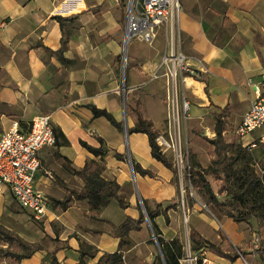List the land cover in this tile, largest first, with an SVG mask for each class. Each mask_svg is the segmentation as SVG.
I'll use <instances>...</instances> for the list:
<instances>
[{"label": "crops", "instance_id": "0c3cea01", "mask_svg": "<svg viewBox=\"0 0 264 264\" xmlns=\"http://www.w3.org/2000/svg\"><path fill=\"white\" fill-rule=\"evenodd\" d=\"M57 15L63 18L61 23ZM123 24L124 9L118 0H0V133L13 122L26 129L37 114L49 115L62 133L54 145L39 151L34 185L49 201L42 220L23 212L7 187L0 190V223L43 247L18 264H48L49 252H55L57 264H74L80 241L97 247L96 264L103 251L117 250L113 225L127 215L138 216L137 198L147 200L151 208L160 202L164 208L174 203L166 210L168 226L174 229L179 219L173 171L152 157L146 133L127 132L134 125L130 108L136 105L156 130L164 125L165 78L145 81L157 70L160 55L131 44L122 85ZM177 26L180 48L197 77L185 78L190 119H202L224 106L235 108L241 119L255 97L248 80L258 81L264 71V0H180ZM62 39L66 40L63 60L54 53ZM88 105L107 110L122 128L105 117H93ZM99 138L108 148L103 176L115 179L122 190L137 181V196L130 192L123 199L124 208L110 201L97 211V218L90 215L84 199L73 200L62 210L52 200L63 198L62 184L75 190L83 187L74 170L99 157L82 142L98 147ZM128 156L155 176L133 172L130 177ZM185 215L189 229L227 252L244 244L248 235L244 224L225 216L218 219L226 225H217L212 220L216 217L195 202L187 204ZM162 217H155L158 226ZM171 231L169 236L175 234ZM246 251L233 260L204 249L191 254L205 256L202 264H264L251 248Z\"/></svg>", "mask_w": 264, "mask_h": 264}, {"label": "trees", "instance_id": "16d2710c", "mask_svg": "<svg viewBox=\"0 0 264 264\" xmlns=\"http://www.w3.org/2000/svg\"><path fill=\"white\" fill-rule=\"evenodd\" d=\"M124 1L118 0L122 7ZM56 18L61 23L63 18L59 15ZM65 43L66 40L62 39L60 48L54 51L60 59H62V51L66 47ZM88 107L92 111L93 117H105L115 127L122 128V123L116 121L107 110L97 108L94 105H88ZM130 109L134 116V125L127 128V132L146 133L152 157L174 171L173 162L161 151L156 142L158 133L153 124L142 116L137 105ZM227 115L228 112L225 107L214 114V135L206 138L210 146L207 165L201 166L199 162L193 161L187 164L185 176L191 188L188 192L191 191L196 200L203 203L213 214L217 213L219 216L231 218L236 222L249 223L254 220L257 229H263L264 234V164L261 163V166H258L261 168L262 173H257L252 163L255 160L250 161L251 158L248 156L247 148H250V146H243L239 140H225L223 136L225 130L223 118ZM53 130L57 141L59 134L62 135V133L58 127L53 126ZM98 140L100 143L98 147L82 142V145L89 152L99 157L98 160L90 159L86 161L82 168L74 170V173L82 178L83 187L80 190H75L61 183L65 190L63 198L52 200L62 210H65L73 200L84 199L90 209V215L97 218V211L111 200H115L122 208L127 206L126 202L120 197L121 186L115 179H108L103 176L105 170L103 157L108 148L104 146L102 138ZM257 145L264 147L259 142L255 146ZM114 155L123 158L122 154L117 152H114ZM131 166L134 173L150 177L155 176L151 170L141 167L134 160H131ZM208 176L220 182L217 190L212 187ZM173 181L174 178H172ZM188 200L189 205L194 202L190 196ZM141 201L158 248V252L154 254V261L157 264H182L181 259L184 258L183 242L178 236L171 238L162 236L155 223V217L160 214H164L167 220L166 210L174 208L175 204L168 205L166 209V207H162L160 202L155 204L154 208H151L147 200L141 199ZM144 219L143 212L139 211L137 217L127 215L120 223L113 225L112 234L118 238V248L112 252L103 251L98 256L96 264H125L122 246L128 243L127 235L130 231H137L142 228ZM188 238L190 249L194 251L204 249L229 260L244 254L240 247H234L230 252L224 251L215 243L202 237L193 228L188 230ZM263 243L264 240L260 242L259 246ZM41 249L43 247L39 243L27 241L0 223V264H18ZM260 249L259 256L264 262V248ZM97 253L96 246L80 241L77 248V260L74 264H88L87 259L95 257ZM48 256V264L58 263L55 252H49Z\"/></svg>", "mask_w": 264, "mask_h": 264}, {"label": "rangeland", "instance_id": "374dc122", "mask_svg": "<svg viewBox=\"0 0 264 264\" xmlns=\"http://www.w3.org/2000/svg\"><path fill=\"white\" fill-rule=\"evenodd\" d=\"M125 5V1H124ZM123 5V9H124ZM164 27H159L158 34L156 35L155 39L151 43H145L143 41H140L138 39H131L128 42H124L122 44V57L120 59V67H121V79H122V85H125V77L126 72L129 65V47L131 44L135 43L139 50L146 51L153 49L154 52L159 53L160 55V64L156 71H154L151 75L147 77V82L153 81L157 79L160 76H163L165 78V87H164V96H163V104L166 108V115L164 120V125L162 129L157 130V137L162 136L169 145H160L161 151L169 158L174 164V184L177 187V197L176 202L178 205V208L176 210L179 211V219L175 221V227L172 229V225L170 227L168 226L169 222L166 221V218H161V223L158 226L161 235L165 238H171L173 236H178L179 239L183 242V248H184V258L181 259V263H184V260L188 256V254H191L190 249V241L188 238V230H189V223L187 220V216L185 215L186 207L188 204L189 196L197 203V205L202 210H209L207 207H202L199 203L200 201L196 200L192 192H188L191 188L189 186V183L187 181V178L185 176V170L187 167V164L190 162H199L201 166H206L209 160V149L210 146L207 142L208 137H212L214 135L213 133V126H214V114L217 111L212 112L211 114H208L207 116L203 117L202 119L196 118V119H190L189 112H191L190 102L186 96L185 88H186V82L185 78L192 77L196 79V71L193 69L194 74H191L190 72H184L181 74L177 70V75H173L171 71L173 70L171 68L170 61H168V56L170 55L172 44L171 40L169 38V33L164 32ZM175 50L178 52L181 50L179 40H176L175 44ZM182 51V50H181ZM183 53V52H182ZM166 61V62H164ZM187 62V60H186ZM188 67L192 69V67L187 63ZM163 69V72H160L159 70ZM177 68H174V70ZM184 76V78L182 77ZM249 84V83H248ZM183 101H187L189 104V108L187 110V114L184 115L182 106ZM173 105H177L179 107V119L180 124L179 128H173L172 127V109ZM225 107V106H224ZM228 115L223 118L224 124H225V130L223 132V136L225 140H239L235 133V128L239 122L240 117L237 116V114H234L235 108L226 106ZM222 109V108H220ZM219 109V110H220ZM218 110V111H219ZM242 117V116H241ZM241 143V142H240ZM127 146V144H126ZM248 156L251 158V160H255L253 163L254 168L256 169V172L261 174V168L258 166H261V163L264 164V147L263 146H254L247 148ZM128 167L130 171V177L132 175L131 173V160L128 156L127 158ZM209 181L214 188V190H217L220 182L213 179L212 177L208 176ZM138 182L135 181L131 183L128 190H122L120 191V197L122 199H125L128 194L131 192L134 196H137L136 189H138L137 186ZM139 201L137 206L139 208V211L142 212V201L141 198H137ZM116 204L115 200H111V203ZM141 203V204H140ZM165 205V203H164ZM163 205V206H164ZM143 206V205H142ZM166 209L168 208V204L165 205ZM164 208V207H163ZM22 209V208H21ZM169 209V208H168ZM23 212H25L27 215H29L30 218L32 216L24 209H22ZM209 212L214 215L215 217H221L219 215L213 214L210 210ZM163 216V215H162ZM160 218V217H159ZM213 221L217 225L223 226L225 222L219 221L218 218L212 217ZM33 219V218H32ZM218 219V220H217ZM42 220V219H41ZM231 222V221H230ZM156 223V220H155ZM244 224L245 228L248 231V235L246 236V239L240 245L239 247L244 252V254H248V251L246 249L249 247L252 249L253 252L257 254V256L261 259L260 255V248H264L263 245L259 246V249H253L252 248V237L256 235L260 242L264 240V234L263 229H257L256 222L254 220H251L249 223L246 222H240ZM240 224V225H242ZM229 225L227 224V227ZM11 231L15 232L13 229L7 227ZM166 231H162V229ZM168 228V229H167ZM229 231L231 230L230 227H228ZM175 231V234L173 236H169L168 233H171L172 231ZM16 233V232H15ZM18 234V233H17ZM23 238V237H22ZM153 237L152 228L147 223L146 219L142 222V228L137 231H130L127 235L128 243L122 246V253L125 260V264H157L155 260L154 254L158 252L156 241ZM252 253V252H249ZM94 258L87 259L88 264H95L93 263ZM47 263H49V256L47 258Z\"/></svg>", "mask_w": 264, "mask_h": 264}, {"label": "built area", "instance_id": "2783aa9c", "mask_svg": "<svg viewBox=\"0 0 264 264\" xmlns=\"http://www.w3.org/2000/svg\"><path fill=\"white\" fill-rule=\"evenodd\" d=\"M179 9L180 0H125L123 41L138 39L151 43L159 27L165 26L172 44L167 58L173 69L171 73L177 75L178 70L181 74H194L187 65L186 55L181 50L176 52L174 46L180 38L177 26ZM248 83L255 97L242 114L235 133L243 146L254 147L258 142L264 145V71L260 73L258 81L249 79ZM188 108V102L183 101L184 115ZM171 109L172 127L179 128V107L173 105ZM55 141L53 124L47 114L35 115L26 129L13 122L0 133V190L7 187L18 206L35 220L43 219L49 208L46 194L34 185L35 174L40 168L39 151L45 146L54 145ZM156 142L159 146L169 145L162 136L156 137ZM48 177L52 178L50 174ZM199 204L206 207L203 203ZM252 248H259L256 235L252 237ZM185 260L190 264L197 261L202 264L207 259L203 255L188 254Z\"/></svg>", "mask_w": 264, "mask_h": 264}, {"label": "water", "instance_id": "95a60500", "mask_svg": "<svg viewBox=\"0 0 264 264\" xmlns=\"http://www.w3.org/2000/svg\"><path fill=\"white\" fill-rule=\"evenodd\" d=\"M131 173H132V176H133L132 166H131ZM140 201H141V200H140ZM140 204H141V203H140ZM141 207H142V212H143V214H144V217H145L147 223H148L149 226H150L149 220H148V218H147V216H146V214H145V211H144V208H143L142 204H141ZM153 237H154V235H153ZM154 239H155V238H154Z\"/></svg>", "mask_w": 264, "mask_h": 264}]
</instances>
